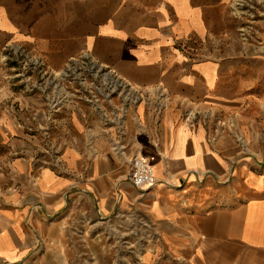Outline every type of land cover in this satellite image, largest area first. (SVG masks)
Wrapping results in <instances>:
<instances>
[{
	"label": "crops",
	"instance_id": "obj_1",
	"mask_svg": "<svg viewBox=\"0 0 264 264\" xmlns=\"http://www.w3.org/2000/svg\"><path fill=\"white\" fill-rule=\"evenodd\" d=\"M229 3L0 0V54L27 45L56 70L89 56L128 89L105 98L95 85L56 111L55 163L0 105V264L25 262L36 235L61 226L46 217L79 202L103 219L144 210L186 264H264V20L241 41ZM235 135L257 159L239 156ZM133 156L156 185H132Z\"/></svg>",
	"mask_w": 264,
	"mask_h": 264
},
{
	"label": "rangeland",
	"instance_id": "obj_2",
	"mask_svg": "<svg viewBox=\"0 0 264 264\" xmlns=\"http://www.w3.org/2000/svg\"><path fill=\"white\" fill-rule=\"evenodd\" d=\"M229 4L236 35L241 41L252 40L257 35L258 22L264 20V0H230ZM95 85H106V96L110 98L128 91L89 56L70 59L56 70L27 45L9 43L0 54V92H7L0 105L25 122L27 131L41 143L40 150L35 146V153L44 158L52 155V163L61 162L66 136L49 130L51 118L55 119L56 111L60 113L68 101L89 96ZM28 99L34 100L27 104ZM24 112L25 116H21ZM235 140L239 156L258 158L245 137L235 135ZM241 157H235L234 164ZM70 209L68 205L61 213L46 217L47 221L58 217L59 230L52 237L43 228L36 235L38 241L31 255L20 264H186L160 246V235L144 210L103 219L91 204L79 202L73 204L72 212H67Z\"/></svg>",
	"mask_w": 264,
	"mask_h": 264
},
{
	"label": "built area",
	"instance_id": "obj_3",
	"mask_svg": "<svg viewBox=\"0 0 264 264\" xmlns=\"http://www.w3.org/2000/svg\"><path fill=\"white\" fill-rule=\"evenodd\" d=\"M108 84V83H107ZM103 96L107 97L108 92L102 91ZM115 150H119L118 145L114 146ZM130 165V181L137 189L152 187L157 183V177L154 168L145 159L139 156H133L128 160Z\"/></svg>",
	"mask_w": 264,
	"mask_h": 264
}]
</instances>
